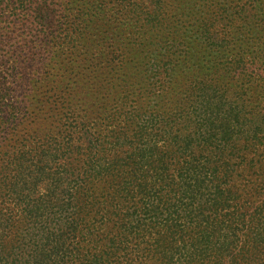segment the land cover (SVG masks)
<instances>
[{
  "label": "trees",
  "instance_id": "trees-1",
  "mask_svg": "<svg viewBox=\"0 0 264 264\" xmlns=\"http://www.w3.org/2000/svg\"><path fill=\"white\" fill-rule=\"evenodd\" d=\"M0 264H264V0H0Z\"/></svg>",
  "mask_w": 264,
  "mask_h": 264
}]
</instances>
